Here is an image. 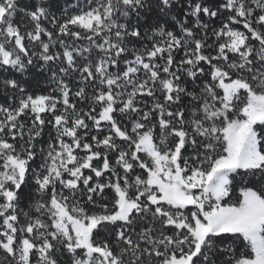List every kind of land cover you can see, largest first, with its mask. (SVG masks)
<instances>
[{
	"label": "snow or ice",
	"instance_id": "snow-or-ice-1",
	"mask_svg": "<svg viewBox=\"0 0 264 264\" xmlns=\"http://www.w3.org/2000/svg\"><path fill=\"white\" fill-rule=\"evenodd\" d=\"M0 264H264V0H0Z\"/></svg>",
	"mask_w": 264,
	"mask_h": 264
}]
</instances>
